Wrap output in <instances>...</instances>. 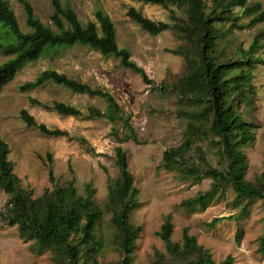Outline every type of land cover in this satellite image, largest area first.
<instances>
[{"label": "trees", "instance_id": "trees-1", "mask_svg": "<svg viewBox=\"0 0 264 264\" xmlns=\"http://www.w3.org/2000/svg\"><path fill=\"white\" fill-rule=\"evenodd\" d=\"M19 1L30 27L26 32L20 29L7 0H0V53L8 56L0 62V92L26 63L38 60L46 48L73 44L87 45L104 56H115L121 66L138 73L144 83H152L145 70L131 58L129 49L118 46L114 23L102 9L95 10V20L83 24L70 5L52 0L49 15L55 26L52 29L35 16L28 0ZM139 1L160 5L170 12L172 24L154 21L134 7L128 9L127 15L152 35L170 28L176 31L182 42L171 52L183 57L184 68L171 89L180 100L191 103L189 109L182 110L185 122L181 141L163 151L160 167L174 172L182 181L200 182L204 177L210 178L208 189L183 199L180 206L193 211L213 194L224 193L229 186L234 192V203L260 199L264 207V168L253 180L247 179V157L243 151V147L255 139V125L247 115L256 97L253 71L263 62L256 53L262 33H256L246 48L233 36L235 29L243 25L233 8L240 6L242 14L249 17L246 24L254 26L264 21L262 4H250L248 0ZM171 5L181 8L184 15L177 16ZM46 82L105 101L103 109L90 106L82 111L63 101H53L49 105L28 97L31 105L61 115L109 122L111 136L118 143L114 149L118 174L108 180L106 200L101 206L93 197L95 190L89 184L81 194L73 179L60 182L50 163L45 162L50 186L35 195L14 171V163L8 158L9 145L0 137V189L6 195L0 219L4 224L16 227L22 241L31 242V251L35 255L49 252L52 264H99L102 242L96 228L103 213L107 212L117 250V258L109 264H133L132 253L141 227L131 222L130 215L140 201L134 176L129 170L128 152L121 146L136 139L131 116L109 91L91 87L51 68L21 84L19 90L27 91ZM151 87L159 91L167 89L162 84ZM19 117L26 126L34 127L44 135L70 136L64 129L49 128L43 122H37L25 108L19 110ZM205 145L213 149L214 160L208 158ZM218 219L213 218L211 224ZM172 232L173 223L167 214L156 232L164 244V251L154 250L151 264H234L231 255L215 262L210 251L188 233L187 227L182 228L180 242L171 239ZM259 249L264 251V233L259 236Z\"/></svg>", "mask_w": 264, "mask_h": 264}, {"label": "rangeland", "instance_id": "rangeland-1", "mask_svg": "<svg viewBox=\"0 0 264 264\" xmlns=\"http://www.w3.org/2000/svg\"><path fill=\"white\" fill-rule=\"evenodd\" d=\"M28 1L35 16L55 29L49 18L52 0ZM59 1L70 5L83 24L95 20V10L105 11L114 23L118 46L129 49L131 58L145 70L152 83H144L138 73L121 66L117 57L104 56L87 45L50 46L38 60L26 63L0 92V137L9 145L8 158L14 163V171L23 184L35 195L50 186L45 165L48 162L55 178L62 183L73 179L81 194L89 184L95 190L93 197L103 206L107 182L118 174L114 163V149L118 143L111 136L109 122L61 115L31 105L28 100L32 96L49 105L53 101H63L85 111L90 106L103 109L106 103L102 98L75 93L52 82L27 91L19 90L21 84L33 80L42 70L55 69L91 87L109 91L131 116L136 139L121 146L128 152L129 170L134 176L140 201L130 215L131 222L141 227L132 253L133 264H151L154 250L164 251V244L156 232L167 214L173 223V241L180 242L182 228L187 227L188 233L210 251L215 262L231 255L234 264H264V251L259 249V236L264 233V207L260 199L234 203V192L228 186L224 193L207 198L202 206L187 210L180 202L208 189L210 178L204 177L200 182L182 181L174 172L160 167L163 151L180 143L185 122L182 110L191 107V103L180 100L171 89L184 68L183 57L171 50L178 48L182 40L172 28L158 35L146 32L127 15V11L134 7L154 21L172 24L174 20L168 9L139 0ZM7 2L14 10L20 29L29 31L22 3L19 0ZM248 2H260L264 9V0ZM171 8L177 16L184 15L181 8L174 5ZM233 12L240 16L239 23L243 24L242 28L235 29L233 36L244 48L256 33H262L256 53L263 62L253 71L256 97L247 115L255 125V139L243 147L247 157L245 177L253 180L264 168V21L248 26L249 17L242 14L240 6H235ZM6 59L8 56L0 53V62ZM156 84L166 85L167 89H153L151 86ZM22 108L37 122H43L49 128L64 129L70 136H48L26 126L19 117ZM205 147L208 158L214 160L213 149L209 145ZM5 198L0 189V209ZM109 217L110 214L103 213L96 228L102 242L99 264H109L117 258ZM213 218L220 219L211 224ZM0 264H52V260L49 252L35 255L31 251V242L22 241L16 227L8 226L0 219Z\"/></svg>", "mask_w": 264, "mask_h": 264}]
</instances>
